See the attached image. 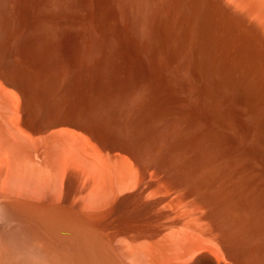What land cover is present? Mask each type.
<instances>
[{
	"label": "bare ground",
	"instance_id": "obj_1",
	"mask_svg": "<svg viewBox=\"0 0 264 264\" xmlns=\"http://www.w3.org/2000/svg\"><path fill=\"white\" fill-rule=\"evenodd\" d=\"M23 6L0 0V264H264V0H47L64 23L26 31Z\"/></svg>",
	"mask_w": 264,
	"mask_h": 264
},
{
	"label": "rangeland",
	"instance_id": "obj_2",
	"mask_svg": "<svg viewBox=\"0 0 264 264\" xmlns=\"http://www.w3.org/2000/svg\"><path fill=\"white\" fill-rule=\"evenodd\" d=\"M46 1L47 0H32V2H31V0H20L21 5H24L23 7L27 8V11H26V16L27 17L26 16L24 17V19L22 20L23 21L22 22L23 25L21 24L22 30L23 29L24 30L25 29L28 30V28L31 27V25H35V24L41 25L42 22H52L53 21V23H55V21H57L59 23H64L66 17L60 11H58V9H57V11L52 12V14L47 13L48 16H47L46 13H43L44 15L41 14L42 13L41 12L42 11V8L41 7L44 6V4H45ZM56 1H62V0H56ZM27 2H29V4H27ZM78 3H79V0H77V5H78ZM33 6L35 8H33ZM37 13H38V16H37ZM28 14H29V16H28ZM32 14H34V15H32ZM45 16H47V17H45ZM31 20H34V21H31ZM27 26H29V27H27ZM25 31L22 32V33H24L23 34V37H24V35L26 33ZM36 40H37L36 43L38 45V48L40 47L39 48L40 53L44 55L42 57L43 60H47V59L51 60L53 58L52 59V61H53L54 58L56 60L57 57H59V58L62 59L65 56H67L68 53H69V51L67 50V46H66L65 39H61L59 41L57 40L58 42L57 41H51L50 42L48 40L45 41V40H43L42 38H40L38 36L36 38ZM27 41H28V39H27ZM75 41H77V40H75ZM75 41L72 43V46L74 47V49L73 48L72 49H73L74 55L76 57L75 59L77 61L76 62L77 70L80 71V64H81V62H80L81 61L80 60V54H81L80 50H81L82 46H81V41H80L79 38H78V41L77 42H75ZM75 52H76V54H75ZM47 55H49L50 57L47 56ZM71 171H72L71 172V176H70V179H69V181L67 183V188H68V190H67V194H68L67 195V198H68L69 206L71 207V209L77 210L78 212H80L79 209H80V203H81V189H82V182H83V180L81 178V174H80V170L79 169H77V170L76 169H72ZM56 200H57V203H58V201L60 200V198L59 199H56ZM56 200H55V202H56ZM1 212H3V211H1ZM4 215L6 216V214H3L2 215V217H4V219L1 218V220H4V225H3V222L1 223V226L3 225L2 226L3 227L2 228L3 229V233L5 232L8 235H12V237H14L13 235H16V237H19L22 240L21 242L23 243L24 246H26V245L28 246V239H27L25 233L22 230H19V228H16L15 224L9 222V220L7 219V216L8 215L6 216V219H5V216ZM5 220H7V223H5L6 222ZM9 227H11V228H9ZM8 228H9V230H8Z\"/></svg>",
	"mask_w": 264,
	"mask_h": 264
}]
</instances>
